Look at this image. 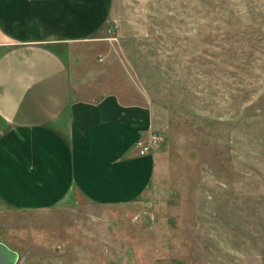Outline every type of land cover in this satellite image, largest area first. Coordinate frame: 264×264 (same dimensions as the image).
<instances>
[{"label": "rangeland", "instance_id": "374dc122", "mask_svg": "<svg viewBox=\"0 0 264 264\" xmlns=\"http://www.w3.org/2000/svg\"><path fill=\"white\" fill-rule=\"evenodd\" d=\"M63 57L72 98L146 104L164 138L125 204L0 199L14 264H264V0H112Z\"/></svg>", "mask_w": 264, "mask_h": 264}, {"label": "crops", "instance_id": "0c3cea01", "mask_svg": "<svg viewBox=\"0 0 264 264\" xmlns=\"http://www.w3.org/2000/svg\"><path fill=\"white\" fill-rule=\"evenodd\" d=\"M112 0H0V199L17 209L58 204L72 191L100 205L135 200L155 152L146 104L112 93L72 98L63 54L108 20Z\"/></svg>", "mask_w": 264, "mask_h": 264}, {"label": "built area", "instance_id": "2783aa9c", "mask_svg": "<svg viewBox=\"0 0 264 264\" xmlns=\"http://www.w3.org/2000/svg\"><path fill=\"white\" fill-rule=\"evenodd\" d=\"M163 135L152 131L145 140H138L136 145L139 154H146L152 152L163 141Z\"/></svg>", "mask_w": 264, "mask_h": 264}, {"label": "water", "instance_id": "95a60500", "mask_svg": "<svg viewBox=\"0 0 264 264\" xmlns=\"http://www.w3.org/2000/svg\"><path fill=\"white\" fill-rule=\"evenodd\" d=\"M17 257V253L15 251L0 242V264H14Z\"/></svg>", "mask_w": 264, "mask_h": 264}]
</instances>
